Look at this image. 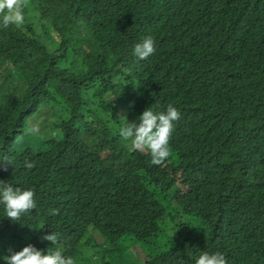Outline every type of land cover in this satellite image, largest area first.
<instances>
[{
  "label": "trees",
  "instance_id": "obj_1",
  "mask_svg": "<svg viewBox=\"0 0 264 264\" xmlns=\"http://www.w3.org/2000/svg\"><path fill=\"white\" fill-rule=\"evenodd\" d=\"M0 264H264V0H0Z\"/></svg>",
  "mask_w": 264,
  "mask_h": 264
},
{
  "label": "rangeland",
  "instance_id": "obj_2",
  "mask_svg": "<svg viewBox=\"0 0 264 264\" xmlns=\"http://www.w3.org/2000/svg\"><path fill=\"white\" fill-rule=\"evenodd\" d=\"M9 3V2H8ZM17 5V3H16ZM12 13H14V10H12ZM52 36H56L55 34H52ZM61 112V111H60ZM62 116L65 117V113H62ZM36 116V115H35ZM34 116V117H35ZM147 126L148 125V121L146 120V122H144L143 120H138V121H134L133 118L130 120V127H131V131L133 132V135L136 134L137 132L140 131V128H142L143 126ZM32 127L34 128V130L38 133V134H41V135H45V132L44 130H42L41 128H38L36 125H32ZM56 133V129L54 127H49V134L50 135H55ZM47 136V135H45ZM48 137V136H47ZM96 235V233H95ZM100 242V240H97V243ZM90 254V253H89Z\"/></svg>",
  "mask_w": 264,
  "mask_h": 264
},
{
  "label": "clouds",
  "instance_id": "obj_3",
  "mask_svg": "<svg viewBox=\"0 0 264 264\" xmlns=\"http://www.w3.org/2000/svg\"><path fill=\"white\" fill-rule=\"evenodd\" d=\"M130 130H132L131 127H130Z\"/></svg>",
  "mask_w": 264,
  "mask_h": 264
}]
</instances>
